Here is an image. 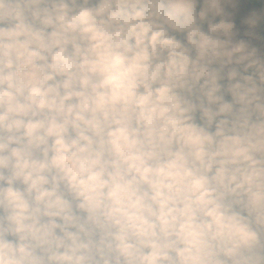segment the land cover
<instances>
[{
    "label": "clouds",
    "instance_id": "obj_1",
    "mask_svg": "<svg viewBox=\"0 0 264 264\" xmlns=\"http://www.w3.org/2000/svg\"><path fill=\"white\" fill-rule=\"evenodd\" d=\"M0 264H264V0H0Z\"/></svg>",
    "mask_w": 264,
    "mask_h": 264
}]
</instances>
